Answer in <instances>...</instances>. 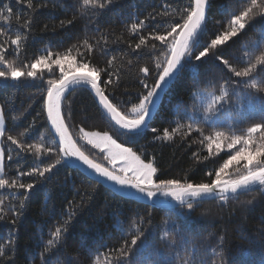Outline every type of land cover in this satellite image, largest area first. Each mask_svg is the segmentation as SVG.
<instances>
[{"label":"trees","instance_id":"16d2710c","mask_svg":"<svg viewBox=\"0 0 264 264\" xmlns=\"http://www.w3.org/2000/svg\"><path fill=\"white\" fill-rule=\"evenodd\" d=\"M0 2L11 3V0ZM38 2L40 0H34V3ZM57 2L63 6L53 8L52 3H49L47 8L34 14L32 28L30 31L26 30L28 38L20 56H15L12 47H9L7 59L16 60L18 64L30 63L45 54V49L54 54L64 53L74 45L80 46V51L84 52L82 44L87 39L95 50L90 55L86 54L85 59L93 65L104 68L112 56L117 57V66L123 65L119 86L109 87L107 93L121 111L127 112L133 104L138 103V94L144 91L139 83L142 77L138 72L139 67L147 65L150 68L152 75L148 82L154 83V58L159 54L158 51L149 53L147 50H138L139 56L133 53L129 49V43L134 45L138 39L127 29L133 21L145 19L154 9L160 11L164 0H114L110 8L89 10L85 15H80L78 11L81 0ZM169 2L183 5L188 0ZM244 2L245 0H210L203 42L210 41L215 34L222 32L230 15L238 13ZM14 10L20 11L19 8ZM70 19L73 20L72 25L60 27V21ZM0 26L10 27V35L17 32L15 23L8 26L0 22ZM259 27L260 20L257 18L254 26L248 28L245 34L221 46L219 54L234 67H243L239 57L245 46L247 50L256 51V54L264 51V45L253 47L262 40L261 33L257 30ZM150 31L151 27L143 34L147 35ZM101 36L107 38L106 46L103 40L97 45ZM3 39L0 37V42ZM156 43L159 49V42ZM73 55H76L75 48ZM77 58L80 59L79 56ZM129 60L132 61L131 64L127 63ZM193 64L194 67H185L171 83L149 130L143 135L132 140L119 135L103 114L94 94L84 86H77L75 91L66 94V114L69 104L71 106V119L67 120L70 132L74 138H78L81 127L90 132L107 131L118 142L133 148L138 154L142 153V158L146 161L155 157L160 179L187 177L193 183L207 182L209 177L205 173L219 167L227 158L226 152H221L208 161L198 162L192 155L194 152L199 153L200 157L207 155L203 146L197 142L200 139L199 132L193 131L183 138L177 135L171 142L154 140V136L161 134L165 128L171 130L177 123L185 128L192 124L208 135L214 129L229 128L223 123L228 119L229 112L232 113V119L229 120L234 122L232 130L238 134H242V130L251 124L264 120L258 111L239 107L250 96H258L242 87L229 89L230 95L225 102L227 112L220 110L210 119L206 117L204 106L207 100L211 95H219L221 84L230 74L213 56H209L203 63L193 61ZM58 76L59 71L55 69L53 73L45 71L42 80L28 79L0 86V105L4 106L6 119V133L2 139L6 178H15L18 167L20 171H29L36 160L27 151L17 156L19 149L7 141L8 135L16 137L25 145L42 142L56 147L53 141L57 137L47 121L44 99L47 80ZM106 78L102 74V79ZM6 100L9 102L5 103ZM14 116L20 119L14 120ZM33 120L36 123L31 132L21 136ZM151 128H156L159 132L153 133ZM78 142L86 154L109 167L102 153L85 145L83 141ZM9 151L13 155L12 161L7 160ZM55 158V155L41 157L44 163L52 162ZM21 181L35 185L34 190L28 193L29 199L24 202L23 208L20 207V192L0 190V199L5 202L6 212L4 220L0 221V245H6L11 234L15 251L13 253L6 249V252L14 255L15 264H42V253L43 259H49L51 264H93L97 255L112 253L115 256V250L125 240L130 242L135 234L133 225H138L145 233L129 257L133 264H176L185 261H190V264H213L214 261L220 264L221 260L225 264H264V195L258 192L252 194L256 196V200L247 210L240 203L230 202L222 208L219 202L206 199L189 211L186 206L162 209L123 197L97 183L72 164L58 165L53 170L51 179L24 176ZM13 196L16 198L13 199ZM246 199H251V196L241 197L242 201ZM72 209H75V216L65 234V244L55 255L44 252L51 233L63 224ZM17 212L22 215L12 224ZM221 236L224 237L223 244L220 243ZM117 264L121 262L117 261Z\"/></svg>","mask_w":264,"mask_h":264},{"label":"snow or ice","instance_id":"6c2138e0","mask_svg":"<svg viewBox=\"0 0 264 264\" xmlns=\"http://www.w3.org/2000/svg\"><path fill=\"white\" fill-rule=\"evenodd\" d=\"M49 3H52L53 8L63 6L58 4L57 0H40L38 3H34V0L0 2V22L8 26L15 23L17 27V32L10 35V27L0 26V37L4 38L0 42V81L42 80L45 71L49 73H53L55 69L59 71L57 78L47 80L44 99L47 121L50 122L51 130L58 138V141H53L56 147L48 146L42 142L25 145L16 137L8 135L7 141L19 149L16 153L17 156L27 151L32 153L36 160L29 171H20L18 167L15 178H6L5 149L0 148V190L20 192V207L23 208L24 202L29 199L28 193L34 190L35 185L31 182H22V177L38 176L51 179V174L58 165L63 163L70 166L71 161L75 159L91 170L96 177L110 181L120 189L135 190L136 193L142 194L153 203H156L153 198H156L158 194L171 197L181 207L186 206L189 211L193 210L194 205L206 199L219 202L222 208L229 205L230 202L240 203L247 210L256 200L253 193L258 192L260 195H264V122L251 124L242 130V134L217 128L208 135L204 134L203 129L194 128L192 124L185 128L184 125L177 123L176 127L171 130L165 128L161 134L154 136V140L171 142L177 135L183 138L189 136L193 131L199 132L200 139L197 142L203 146L207 155L200 157L199 153L194 152L192 155L198 162L208 161L219 156L221 152H226L227 158L219 164V167L205 173L209 177L207 182L193 183L187 177L160 179L157 175L158 168L155 165V157L146 161L142 158V153L138 154L133 148L118 142L107 131L90 132L81 127L78 138H74L67 123V120L71 119L70 104L67 114L64 110L66 94L75 91L77 86L87 87L94 94V98L103 114L113 125L114 130L119 135L132 140L149 130L148 121L152 111L157 107L159 93L164 89V86L177 78L185 67H194L193 61L203 63L209 56H213L230 76L221 84L219 95H211L207 100L204 106L205 116L210 119L221 110L229 98L230 88L242 87L251 93L258 94V96L249 97V104L253 107V111H258L264 120V51L256 54V51L247 50L245 46V50L239 57V62L244 66L239 69L219 54L221 46L226 45L233 38L245 34L248 28L254 26L257 18L260 20V27L257 30L261 33L262 40L260 44L253 45V47L259 48L264 45V0H245L238 13L230 15L225 29L215 34L214 38L208 42H203L202 38L208 24L207 9L210 7V0H188L183 5L164 0L160 11L154 9L145 19L133 21L127 30L137 37L138 42L134 45L129 43V49L137 56L142 50H147L149 53L158 51L159 54L154 58L156 69L154 83L149 84L148 82V78L152 75L150 68L147 65L139 67L138 72L142 74L139 83L144 91L138 94V103L133 104L127 112L121 111L107 93L109 87L119 86L123 65L117 66L116 56L108 59L107 66L104 68L93 65L85 59L86 54L90 55L95 50L94 45L87 39L82 44L84 52L80 51V46H73L76 49V55H73V48L67 49L64 53L55 54L45 49V54L38 56L30 63L18 64L16 60L7 59L9 47H12L15 56H20L28 38L27 31L32 28L34 14L40 9L47 8ZM113 3L114 0H81L78 11L80 15H85L89 10L108 9ZM17 8L20 9L19 12L14 10ZM24 9L28 11L25 12ZM72 24L73 20L71 19L60 21L61 28ZM149 27H151V31L144 35V31ZM45 29H47V25H45ZM101 40L106 46L108 41L104 36L97 40V45ZM156 42H159V49ZM78 56L80 59L77 58ZM127 63L131 64L132 61L129 60ZM102 74L107 78L102 79ZM8 102L9 100L5 101V103ZM13 119L18 120L20 117L14 116ZM35 123L36 121L33 120L21 133V136L30 133ZM151 132L157 133L159 130L151 128ZM5 133V111L4 106L0 105V138L5 137ZM41 138L43 139V136ZM78 140L91 146L92 149H98L110 167H106L86 154ZM53 155L56 158L52 162L44 163L41 159V157ZM7 160H13L10 151ZM96 182L100 183L101 180L98 179ZM242 196H251V199L242 201ZM4 203V200L0 199V221H3L6 216ZM20 215L22 213L17 212L16 218L11 223L15 224ZM74 216L75 209H72L68 212L67 219L63 224L56 227L51 233L44 252L55 255L59 248L65 244V234L68 232V226ZM133 230L135 234L132 235L130 242L125 240L121 247L115 250V256L112 253L99 254L94 258L93 264H117V261L121 264H133L129 257L138 241L145 235L138 225H133ZM223 241L224 237L221 236L220 243L223 244ZM13 244L14 240L9 234L8 243L0 245V264H15L14 255H9L6 252L8 249L14 253ZM41 255L42 264H51L49 259H43V253ZM101 255L103 259H101ZM185 264H189V262L185 261ZM213 264L216 262L214 261ZM220 264H225V262L221 260Z\"/></svg>","mask_w":264,"mask_h":264},{"label":"water","instance_id":"95a60500","mask_svg":"<svg viewBox=\"0 0 264 264\" xmlns=\"http://www.w3.org/2000/svg\"><path fill=\"white\" fill-rule=\"evenodd\" d=\"M174 80L170 81L168 84H166L164 86V89L159 93V99L157 101V107L152 111L151 117L148 121V126L150 125L151 121L153 120V118L155 117V115L157 114V111L159 109V106L162 102V99L167 91V89L169 88V86L171 85V83ZM58 140V138H57ZM71 164L73 166H75L76 168H78L80 171H82L84 174H86L88 177H90L91 179H93L94 181H97L98 179L101 180L100 184H102L103 186H105L106 188H108L109 190H111L112 192L119 194L123 197L129 198L131 200L143 203V204H147L150 206H156L162 209H177L180 208L181 206L178 204V202L174 201V200H166V201H162V200H156V203H153L152 200H148L147 198L140 196L138 194H135L133 192H130L126 189H120L119 186L114 185L112 182L110 181H105L103 180V178L100 177H96L94 173H92L91 170L87 169L86 166L82 165L79 161H76L75 159H73L71 161ZM128 193H132L131 195Z\"/></svg>","mask_w":264,"mask_h":264},{"label":"rangeland","instance_id":"374dc122","mask_svg":"<svg viewBox=\"0 0 264 264\" xmlns=\"http://www.w3.org/2000/svg\"><path fill=\"white\" fill-rule=\"evenodd\" d=\"M15 83H17V82H12V81H7V82H5V81H0V86H7V85H9V84H15ZM239 107H241V108H242V107H248V110L253 109V107L250 106V104H249V99H247L246 102H245L244 104H242L241 106H239ZM221 110H226L225 103L223 104ZM226 112H227V110H226ZM229 113H230V115L228 116V119L225 120V121H223V123H224L225 125H228L229 128L224 127L223 129H225V130H229V131H235V130H232V128L234 127V122H233V120H229V119H232V113H231V112H229ZM235 132H236V131H235ZM2 139H3V138H0V148H3V147H2ZM97 150H98V149H97ZM98 151H99V150H98ZM5 160H6V159H5ZM109 167H110V165H109ZM126 190H128V191H130V192H133V193H135V194H138V195H140V196H143V195L140 194V193H136L135 190H132V189H126ZM153 199H156V200H162V201L172 200L171 197H165V196H162V195H160V194H158L157 197H156V198H153ZM188 262H189V264L191 263L190 261H188ZM176 264H185V262H183V263H176Z\"/></svg>","mask_w":264,"mask_h":264}]
</instances>
